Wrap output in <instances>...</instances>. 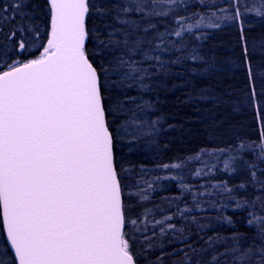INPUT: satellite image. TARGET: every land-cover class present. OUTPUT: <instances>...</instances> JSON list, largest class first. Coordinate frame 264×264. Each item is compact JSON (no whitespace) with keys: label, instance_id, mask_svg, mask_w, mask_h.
Returning a JSON list of instances; mask_svg holds the SVG:
<instances>
[{"label":"snow or ice","instance_id":"snow-or-ice-1","mask_svg":"<svg viewBox=\"0 0 264 264\" xmlns=\"http://www.w3.org/2000/svg\"><path fill=\"white\" fill-rule=\"evenodd\" d=\"M250 14L264 22V0H0V264H153V255L164 264L170 242H153L149 228L175 237L179 264H264V70L249 56ZM226 24L239 30L232 66L246 70L244 104L261 130L147 167L183 131L164 106L169 94L182 92L177 104L193 111H240L231 86L219 88L226 70L207 44ZM221 170L241 179L235 191L186 182ZM161 181L180 189L165 197L169 207L185 206L176 203L175 216L158 206L157 219L147 204ZM249 186L259 198L237 200ZM200 197L234 230L224 211L259 204L244 221L251 240L209 236L211 225L192 215ZM133 200L144 206L135 218ZM137 233L147 244L133 251Z\"/></svg>","mask_w":264,"mask_h":264},{"label":"trees","instance_id":"trees-1","mask_svg":"<svg viewBox=\"0 0 264 264\" xmlns=\"http://www.w3.org/2000/svg\"><path fill=\"white\" fill-rule=\"evenodd\" d=\"M248 19L253 21L251 27L246 31V38L249 47V56L252 60L254 68L264 70V22L262 18L255 17L254 14H250ZM211 35L207 42L211 51L217 55L220 59L222 67L226 70L224 77L219 85L220 90L225 87H230V91L233 93V99L240 105V111L233 112L231 109H215L211 103H205L200 106L201 110L193 111L190 106H184L177 104V98L182 97L183 93L178 91L175 94H169L165 103V108L169 116L176 122L183 124V131L175 133V137L172 140L171 145L165 156H162L156 162H145L147 167L154 168L155 163H169L174 162L177 157L186 159L189 156L197 154L201 149H208L211 151L216 146H224L227 143H231L235 139V133L242 131L245 138H255L259 131L260 126L257 124L256 118L254 117L253 109L244 104V100L247 94V78L246 70L243 67L233 68L232 61L240 62L242 56V48L240 44L239 30L231 24H226L221 30H209ZM257 90L259 91V82H257ZM141 161H137V164ZM211 160L208 161L210 165ZM192 164L195 168H203L204 165L193 161ZM222 169V165H221ZM208 169L205 168V171ZM223 181L228 182V186L232 187L235 191L236 186L242 181L235 175H228L222 170L219 172H213L212 174L201 178H197L191 173L186 176V182L191 185H195L197 189L200 185L209 184H220ZM161 184L166 187L158 189L152 193V200L147 204V207L152 208L156 211V218L162 217L163 213L159 211V207H163L164 211L168 214L175 216V204L179 203L181 208L185 206L182 201H173L172 207L170 208L168 203L165 201V197L169 201H172L173 197H176L180 193V189L175 186V182L169 183L168 181H161ZM211 190V189H210ZM244 195L237 194L236 199L243 202L245 200H255L260 196L258 189H252L249 186L248 189H241ZM185 199L188 201L187 206L192 207L191 200L186 196ZM205 197H200L201 208L196 209L192 215L196 216L198 223L211 225L205 229L209 236L215 240L217 237L221 240H229L234 234L239 233L242 237H247L251 240L252 229L244 223L249 218V211L255 212L257 215L260 213V206L250 210H234L235 203L224 211V215L230 216L235 222V230L225 223H221L219 219V212L212 207L211 203H205ZM222 203H228L224 197H220ZM134 207L132 208L133 218L141 213L143 205H137L135 200L132 201ZM159 206V207H158ZM219 208V205L216 206ZM173 222L177 223L180 227L183 225L178 217ZM195 228L191 229V233H195ZM190 233V234H191ZM139 239L133 241V251L141 250L143 245L147 244V240L137 233ZM148 236L152 237L153 242H158L163 239L168 243V249L162 254L164 264H179L178 260L172 258L171 249H178L179 243L175 237L169 233L165 237L159 236V229L157 234L152 235V231L149 228L147 232ZM203 236L204 233L199 234ZM199 240V236L195 237ZM207 239V237H205ZM203 244V240H200ZM220 251L223 252L225 249L222 245H217ZM145 255H148L145 252ZM153 264L156 262V256H152Z\"/></svg>","mask_w":264,"mask_h":264}]
</instances>
